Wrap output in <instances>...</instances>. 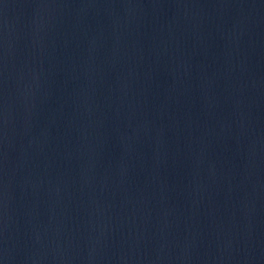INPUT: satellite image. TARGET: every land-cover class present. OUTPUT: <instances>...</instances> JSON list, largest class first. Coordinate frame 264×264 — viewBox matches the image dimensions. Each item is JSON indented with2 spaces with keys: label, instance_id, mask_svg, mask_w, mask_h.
<instances>
[{
  "label": "water",
  "instance_id": "obj_1",
  "mask_svg": "<svg viewBox=\"0 0 264 264\" xmlns=\"http://www.w3.org/2000/svg\"><path fill=\"white\" fill-rule=\"evenodd\" d=\"M0 264H264V0H0Z\"/></svg>",
  "mask_w": 264,
  "mask_h": 264
}]
</instances>
